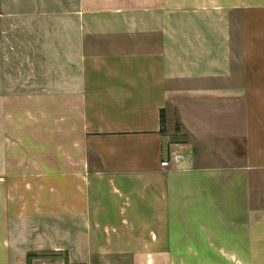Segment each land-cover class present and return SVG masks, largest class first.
Segmentation results:
<instances>
[{"label": "crops", "instance_id": "0c3cea01", "mask_svg": "<svg viewBox=\"0 0 264 264\" xmlns=\"http://www.w3.org/2000/svg\"><path fill=\"white\" fill-rule=\"evenodd\" d=\"M220 198L264 204V0H0V264H264Z\"/></svg>", "mask_w": 264, "mask_h": 264}, {"label": "rangeland", "instance_id": "374dc122", "mask_svg": "<svg viewBox=\"0 0 264 264\" xmlns=\"http://www.w3.org/2000/svg\"><path fill=\"white\" fill-rule=\"evenodd\" d=\"M236 199V198H235ZM244 203H228L226 204L225 201H222L220 198V204L219 207L222 209V211L219 210L220 216L221 214L223 215L224 218V224L220 225H231V221H238V222H243L246 223V225H255V224H264V204L263 203H254L251 202L249 204H245V207L243 206ZM231 205V207H230ZM246 217L245 219L244 217ZM258 252V250L256 251ZM254 254V252H253ZM219 259H220V264H226L224 261L226 258L224 256H221V252L219 253Z\"/></svg>", "mask_w": 264, "mask_h": 264}, {"label": "built area", "instance_id": "2783aa9c", "mask_svg": "<svg viewBox=\"0 0 264 264\" xmlns=\"http://www.w3.org/2000/svg\"><path fill=\"white\" fill-rule=\"evenodd\" d=\"M179 157L180 154L172 150L169 155L161 161V166H168L171 162L177 161Z\"/></svg>", "mask_w": 264, "mask_h": 264}, {"label": "trees", "instance_id": "16d2710c", "mask_svg": "<svg viewBox=\"0 0 264 264\" xmlns=\"http://www.w3.org/2000/svg\"><path fill=\"white\" fill-rule=\"evenodd\" d=\"M160 122L163 125L164 124V116H163V111H161V115H160Z\"/></svg>", "mask_w": 264, "mask_h": 264}]
</instances>
